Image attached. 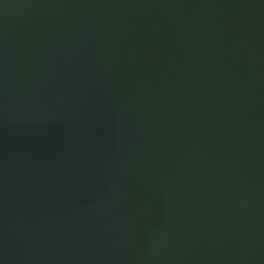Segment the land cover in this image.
I'll list each match as a JSON object with an SVG mask.
<instances>
[{
  "label": "water",
  "instance_id": "95a60500",
  "mask_svg": "<svg viewBox=\"0 0 264 264\" xmlns=\"http://www.w3.org/2000/svg\"><path fill=\"white\" fill-rule=\"evenodd\" d=\"M0 264H264V0H0Z\"/></svg>",
  "mask_w": 264,
  "mask_h": 264
}]
</instances>
